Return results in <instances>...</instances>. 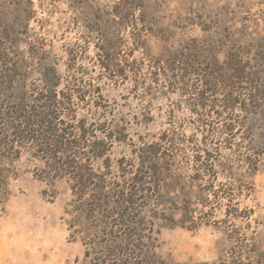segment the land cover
Returning <instances> with one entry per match:
<instances>
[{
    "label": "rangeland",
    "instance_id": "rangeland-1",
    "mask_svg": "<svg viewBox=\"0 0 264 264\" xmlns=\"http://www.w3.org/2000/svg\"><path fill=\"white\" fill-rule=\"evenodd\" d=\"M114 1L0 0V264H264V0ZM234 56L262 100L196 105Z\"/></svg>",
    "mask_w": 264,
    "mask_h": 264
},
{
    "label": "trees",
    "instance_id": "trees-1",
    "mask_svg": "<svg viewBox=\"0 0 264 264\" xmlns=\"http://www.w3.org/2000/svg\"><path fill=\"white\" fill-rule=\"evenodd\" d=\"M142 0H116L114 1V7H113V11H112V17H117V20H120V25L122 26H127L129 27V29L133 30L136 26L132 23L135 22V18L133 17V12L135 11V9H137V7L141 6ZM135 26V27H134ZM126 27V28H127ZM137 38V37H136ZM135 39V38H134ZM134 41H136L135 46L137 47H142V44H138V40L135 39ZM185 49H189V50H194L196 51V54H200L201 51H206L203 50L206 46L204 45H195L193 44V41L190 40V43H188V45L183 46ZM198 51V52H197ZM193 57V56H192ZM201 58L198 59V62H203L204 59L202 58V56H200ZM196 61L193 59H190V55L188 56L187 53H182V54H178L177 56L174 54V52H170L167 51L165 54H162L160 56H158L155 61L153 62V66L154 68H156V70L158 71L157 75L164 74V72L169 73L171 76V79L173 77V72L175 71H181V70H188L191 69L193 67V65H195ZM247 66L242 64V61L236 60V56L230 58V63H225L224 67L221 68H215L213 67V69H209L207 74H206V78L207 80H204V85L206 87H208V89L204 92H199L197 93V96H199V98L196 100V105H202L201 99L203 98V94L207 93V92H213L215 90V88L220 86V83L223 85V88L227 89L225 90V94L224 97L222 99V103L224 108L226 109H230L233 107V105L235 103H237L238 98H237V94L239 93L237 89V86L239 84H245L247 83L248 80V88H244L247 89L249 94L248 97H250L249 101H251V104H257L262 100V98H260L259 94L255 93V91L259 92L258 89H256V85H254V82L252 80V78H249L251 75H247ZM220 71H222V73L220 74ZM169 77V78H170ZM178 81H182V84H184L185 86H187V78L185 76H180L177 78ZM173 82H175L173 80ZM253 82V83H252ZM252 88V89H251ZM254 92L252 93L251 92ZM23 95V94H21ZM254 105V106H255ZM48 114H43L41 116V120H37V122L42 123L41 121H43L44 123L49 122L48 120ZM50 116V115H49ZM25 124L29 125L34 123L33 120H31V116H27V118L25 119ZM31 122V123H30ZM52 124V122H49ZM30 131V130H29ZM33 132V131H31ZM23 137V136H22ZM59 138V139H57ZM46 139V140H45ZM46 141L45 145L49 147V149L57 152L56 149H59L58 147L63 145L64 143L68 144V142H65L64 140V136H58L54 133L50 132V136L48 137H44L43 142ZM147 163H148V167L151 169V167L153 168L152 171H155V168L153 167V163H154V158L153 156H150L149 154L147 155ZM153 165V166H152ZM151 174V172H150ZM137 182H141V180H136ZM125 191V189H124ZM115 195V194H114ZM116 197H118L119 195L116 192ZM130 196H135L134 194H130ZM119 198V197H118ZM124 203H133V199L131 197H128V195L122 196L120 199L116 202L117 206H123ZM116 206V207H117ZM187 211H190L187 209Z\"/></svg>",
    "mask_w": 264,
    "mask_h": 264
}]
</instances>
